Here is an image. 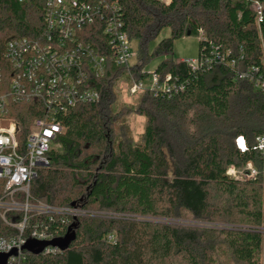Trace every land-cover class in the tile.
I'll return each instance as SVG.
<instances>
[{
	"label": "trees",
	"instance_id": "1",
	"mask_svg": "<svg viewBox=\"0 0 264 264\" xmlns=\"http://www.w3.org/2000/svg\"><path fill=\"white\" fill-rule=\"evenodd\" d=\"M45 1L0 0V59L9 39L45 32ZM109 1L121 7L138 60L129 68L111 64L97 81L101 99L63 117L65 131L50 152L51 165L31 185L32 203L88 213L71 218L76 238L68 249L46 254L24 248L23 264H264V152L255 149L264 136V89L239 76L252 66L264 72V0ZM256 2L263 7L261 22ZM96 27L90 40L101 32ZM165 29L170 36L152 48ZM200 30L207 41L200 40L198 56L211 53L210 42L220 56L194 71L174 58L175 41L188 32L198 37ZM156 58L162 59L156 67L161 79L179 77L186 90L167 98L146 89L137 105L116 109L117 83L129 73L145 79L143 69ZM33 106H17L25 129L37 116ZM131 115L147 120L139 142L131 136ZM239 136L248 140L246 151L236 144ZM248 161L260 170L256 179L227 175L230 166L243 168ZM7 217L21 220L23 214ZM54 218L30 213L24 236L43 223L60 225L61 216ZM17 235L0 216V238Z\"/></svg>",
	"mask_w": 264,
	"mask_h": 264
},
{
	"label": "built area",
	"instance_id": "2",
	"mask_svg": "<svg viewBox=\"0 0 264 264\" xmlns=\"http://www.w3.org/2000/svg\"><path fill=\"white\" fill-rule=\"evenodd\" d=\"M25 2L27 0H19ZM261 22L263 7L254 5ZM121 7L109 0H46L44 5L45 32L32 38L14 37L7 41L0 59V182L4 181V196L0 197V216L9 225L19 230V235L0 238V254L15 251L8 264H23L27 256L25 245L30 241L44 242L63 238L61 231L70 229L72 217L88 212L78 207H58L43 202L32 203L31 185L39 171L51 165L50 152L57 146L65 131L63 117L81 104L97 103L101 92L97 81L103 79L111 64L131 67L138 60L135 40L129 37L120 15ZM94 26L101 32L90 40ZM96 27L95 30L98 28ZM198 38L207 41L203 30ZM211 53L202 57L181 58L192 70L211 67L220 56L219 48L210 42ZM235 66V61L231 62ZM148 76L136 80L129 73V90L132 95L151 89L157 95L172 98L186 90L179 77L160 75L147 67L142 71ZM253 80L257 89H264V72L252 66L239 75ZM32 104L34 117L28 129L21 125L17 106ZM241 139L243 146H241ZM237 146L248 149L245 136L236 139ZM255 149L264 152V136L257 139ZM227 175L237 180H253L260 170L252 161L238 168L234 165ZM21 212L23 218L8 219V214ZM61 216V224L32 230L24 236L29 224V214ZM69 231V230H68ZM114 241L115 236L110 235ZM63 250L49 245L46 254Z\"/></svg>",
	"mask_w": 264,
	"mask_h": 264
},
{
	"label": "rangeland",
	"instance_id": "3",
	"mask_svg": "<svg viewBox=\"0 0 264 264\" xmlns=\"http://www.w3.org/2000/svg\"><path fill=\"white\" fill-rule=\"evenodd\" d=\"M171 32L170 29H165L160 37L154 42L152 48L160 42L163 38L170 36ZM135 47L138 48V43H135ZM200 50V39L197 36H186L184 38L178 39L175 41V48H174V58H194L197 57ZM161 58L154 59L147 69L154 70L159 63L161 62ZM117 90V102L115 103L114 107L116 109H120L123 106H134L140 102L142 94L132 95L129 90V82L126 79H121L119 83L116 85ZM128 125L131 130V136L135 142H139L142 140L143 134L145 132V128L147 125V120L145 117L140 115H131L128 117ZM172 176V173H171ZM246 181V180H242ZM169 222H176L179 224H185L186 226H199L204 229H211L214 228L213 224H202L201 222H197L194 220L185 221V220H168ZM231 260V259H230ZM229 260V261H230ZM235 264V263H234Z\"/></svg>",
	"mask_w": 264,
	"mask_h": 264
},
{
	"label": "water",
	"instance_id": "4",
	"mask_svg": "<svg viewBox=\"0 0 264 264\" xmlns=\"http://www.w3.org/2000/svg\"><path fill=\"white\" fill-rule=\"evenodd\" d=\"M188 36H191V32H188ZM73 228L74 225L70 227L69 232L63 238L44 242L29 241L24 248L35 253H41L49 245L59 246L62 250H66L69 248L72 241L76 238V233ZM14 253L15 251L0 254V264H8L9 257Z\"/></svg>",
	"mask_w": 264,
	"mask_h": 264
},
{
	"label": "snow or ice",
	"instance_id": "5",
	"mask_svg": "<svg viewBox=\"0 0 264 264\" xmlns=\"http://www.w3.org/2000/svg\"><path fill=\"white\" fill-rule=\"evenodd\" d=\"M240 143H241V146H243V140L242 139H241Z\"/></svg>",
	"mask_w": 264,
	"mask_h": 264
},
{
	"label": "crops",
	"instance_id": "6",
	"mask_svg": "<svg viewBox=\"0 0 264 264\" xmlns=\"http://www.w3.org/2000/svg\"><path fill=\"white\" fill-rule=\"evenodd\" d=\"M170 32H171V30H170ZM181 58H179V59H176V60H180Z\"/></svg>",
	"mask_w": 264,
	"mask_h": 264
}]
</instances>
